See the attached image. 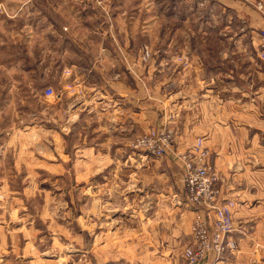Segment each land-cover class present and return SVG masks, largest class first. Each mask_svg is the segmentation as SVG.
Returning <instances> with one entry per match:
<instances>
[{
  "label": "crops",
  "instance_id": "obj_1",
  "mask_svg": "<svg viewBox=\"0 0 264 264\" xmlns=\"http://www.w3.org/2000/svg\"><path fill=\"white\" fill-rule=\"evenodd\" d=\"M146 1L108 0L110 18L98 12L81 24L49 16L42 77L58 87L46 109L58 107L57 127L44 112L41 125L26 132L0 129V191L7 194L14 182L6 168L27 174L24 187L33 184L29 171L36 165L58 168L65 184L90 190L89 247L78 243L89 250L90 264H188L183 252L192 245L197 209L186 200L184 168L172 156L156 159L132 148L136 137L168 124L180 152L203 139L218 188L237 203L230 236L236 248L199 264H264V18L254 7L258 0H157L165 17L148 16ZM205 6L196 19V8ZM225 15L236 31L211 40L212 23ZM211 41L230 47L216 57ZM183 42L191 51L182 63L176 58ZM148 43L150 64L144 61ZM23 137L19 147L16 138ZM10 194L0 200V264L77 263L80 255L68 254L61 226L34 224L51 212L36 214L26 195ZM63 202L54 216L66 225ZM132 203L138 209L125 211Z\"/></svg>",
  "mask_w": 264,
  "mask_h": 264
},
{
  "label": "rangeland",
  "instance_id": "obj_2",
  "mask_svg": "<svg viewBox=\"0 0 264 264\" xmlns=\"http://www.w3.org/2000/svg\"><path fill=\"white\" fill-rule=\"evenodd\" d=\"M104 1V7H99L97 0H0V129L8 128V126H17L18 130L26 132L24 129H31V126L41 125L44 112L47 117L50 115L52 119H55L56 122L54 123L53 120L52 126L57 127V118L59 115L58 107H52L49 114L46 112V109H50L48 108L47 103L58 97V87L56 84H48L42 77V59L44 54L43 38L49 35L44 27L48 24L47 19L49 16L56 19L58 17L61 19V22L65 24L68 20H73L76 24H81L78 22L80 18L85 17L90 19V17H94V14H98V12H100L104 19L110 18L111 15L107 7L108 0ZM185 1L186 0H183V2ZM195 1L198 3L204 2V0ZM157 2V0L146 1V7H152L148 8L147 15L154 16V14L159 13L160 16L164 15L165 17V12L167 11H161L157 4H155ZM197 8L195 17L200 20L204 17L205 13L203 12H206L205 9H207V7H201L199 12ZM203 8H205L204 11L202 10ZM174 18L177 19L176 17ZM226 18L227 15L223 16L221 20L212 23L213 27H211L209 31L212 36L211 40H215V38H213L215 35H223L224 33L228 34L236 31L235 26H226ZM67 29L68 28H66V30ZM27 38L29 39L26 40ZM186 44L188 45L186 42L182 43V47L180 48L184 53L181 56H178L176 61L183 63L188 60V57L190 56V52L188 51H191V49H189ZM196 44L199 45V43ZM210 44L212 46L213 54L216 57L218 55L220 56V52L227 50V48L230 47V43L226 42L218 43L217 41H211ZM147 50L149 51L150 56L147 60L144 59V61L150 64L153 59V50L149 43L146 45L144 52ZM262 54L261 57H264ZM10 66H12V68ZM26 68H31L30 70L32 71L27 72L25 71ZM47 89H52L53 92L51 96L45 94ZM165 127L174 131V137L171 143V148L174 153L168 156L174 157L177 162H179L178 164L176 162V165H179L178 167L181 170L183 167L182 161L184 160V156L191 152V148L194 145H192L187 151H178L176 129L168 124ZM20 132L21 131H19V133ZM16 141L18 142L17 145H19V147L25 146L26 144L25 137L16 138ZM132 143H134V140ZM37 156L38 155H36V157ZM151 157L156 158L154 156ZM161 158L163 159V157ZM5 163L8 167L10 166L9 159H7ZM209 166L217 175V172L210 163ZM5 170H8V173H11L10 176L14 177V182L8 187V195L5 192L0 191V194L5 198L4 200L11 196L10 192H13L16 194L12 195H16L17 197L19 195H26L36 214L41 209L49 210L51 216H45L44 218L37 216L34 219V224L40 226V229H42V227H45L46 229V226H49L51 230L60 229L59 226H61V231L65 233H62V242H66V249L68 250L66 251L68 254L71 252L72 255L75 253L80 255L76 258L78 260L77 263H74L90 264L89 250L78 245V243L82 241L85 247H89L87 245H89L91 238L90 190L85 186L82 187L83 189L78 190V188L81 187L73 186L68 182L65 184L60 180V171L58 168L47 170L42 168V166L36 165L34 170L29 171L30 177H34V182L27 187H24L21 179L22 174L27 176L23 170L19 171L13 169L12 171L10 168H6ZM68 173L70 172L68 171ZM2 176L3 178L8 176L6 171H4ZM3 178L1 177V179ZM216 187L219 189L218 185ZM25 188L27 189L24 194H20ZM185 193L187 200L186 186ZM64 199L67 200L66 225L62 224L63 222L59 223L60 219L54 216L58 210L63 209ZM80 199L83 201L82 204L78 203ZM113 204L114 203H112V208L115 209ZM117 204L120 205L121 203ZM75 205H79L80 211L76 210ZM106 205L107 203L105 200H100V209H103L104 207L106 208ZM14 207L15 206H13V209H10V212L18 210V207ZM127 209L125 211L137 210V203H132ZM80 214H82L83 217H79ZM12 218L16 219L18 217L14 214V217ZM104 219L105 217L102 216L99 220L100 222H103ZM63 227L66 228V230L63 229ZM80 231H84L83 235H81ZM191 236L193 247L197 241L194 238L192 231ZM229 236H231V234H229ZM183 256L185 257L184 252ZM74 258L75 256H72V259ZM187 263L189 264L188 261ZM199 263L200 261L197 264Z\"/></svg>",
  "mask_w": 264,
  "mask_h": 264
},
{
  "label": "built area",
  "instance_id": "obj_3",
  "mask_svg": "<svg viewBox=\"0 0 264 264\" xmlns=\"http://www.w3.org/2000/svg\"><path fill=\"white\" fill-rule=\"evenodd\" d=\"M99 7H104V0H97ZM254 7L264 18V0H258ZM261 43L264 47V30L261 31ZM150 56L147 50L144 59ZM52 89H47L45 94L52 95ZM174 131L164 127L162 130L151 128L143 135L138 136L132 148L144 151L156 158L165 157L174 153L171 148ZM209 152L203 146V139H198L186 156H184V181L187 189V200L197 209L192 225V233L197 243L185 248V259L189 264H197L210 255L220 259L226 249H235L236 244L230 239L233 232V217L236 201L226 199L217 189L218 177L208 163ZM0 200H4L0 194ZM18 216V210L14 211ZM211 214L212 219H209ZM213 220V221H212Z\"/></svg>",
  "mask_w": 264,
  "mask_h": 264
}]
</instances>
